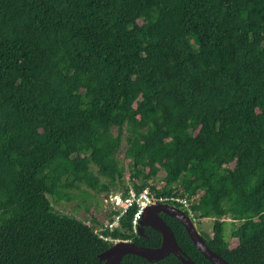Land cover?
<instances>
[{"label":"trees","instance_id":"obj_1","mask_svg":"<svg viewBox=\"0 0 264 264\" xmlns=\"http://www.w3.org/2000/svg\"><path fill=\"white\" fill-rule=\"evenodd\" d=\"M79 185L187 198L213 218L212 250L264 264V0H0V264H102L114 240L161 243L132 231L134 207L100 233L53 207Z\"/></svg>","mask_w":264,"mask_h":264},{"label":"water","instance_id":"obj_2","mask_svg":"<svg viewBox=\"0 0 264 264\" xmlns=\"http://www.w3.org/2000/svg\"><path fill=\"white\" fill-rule=\"evenodd\" d=\"M165 213L180 221L185 227L192 243L212 264H231L217 252L212 250L203 236L196 229L193 218L183 209L167 202H154L149 204L139 220L137 233L144 234V229L149 226L161 233V243L156 247L138 245L130 240H117L99 254L102 264H120L124 256L137 255L148 261H157L170 253L180 259L183 264H196L187 256L178 245L172 228L161 216Z\"/></svg>","mask_w":264,"mask_h":264},{"label":"rangeland","instance_id":"obj_3","mask_svg":"<svg viewBox=\"0 0 264 264\" xmlns=\"http://www.w3.org/2000/svg\"><path fill=\"white\" fill-rule=\"evenodd\" d=\"M120 160L124 163L122 157ZM164 172L160 171L152 184L157 187L163 184ZM69 198H63L58 202H52L53 207L63 213L70 214L86 223L92 225L95 229H100L110 217V207L108 205L109 193H97L85 185H79L73 189L68 190ZM49 196V195H48ZM190 214V212H189ZM193 217V213L190 214ZM92 219L94 222L92 223ZM228 219L229 218H225ZM196 229L199 232L210 233L213 218L194 219ZM231 224L225 225V237L230 233ZM236 239L230 240V245L234 246Z\"/></svg>","mask_w":264,"mask_h":264},{"label":"built area","instance_id":"obj_4","mask_svg":"<svg viewBox=\"0 0 264 264\" xmlns=\"http://www.w3.org/2000/svg\"><path fill=\"white\" fill-rule=\"evenodd\" d=\"M166 200L177 202L181 208L187 209L191 214L192 211L189 209V199L182 197H156L148 187L142 189L141 191H137L132 185H128V190L125 195H123L120 191L111 192L107 202L110 207L112 219L106 221L100 229H95V231L100 233L103 230H113L114 228L119 227L120 218L127 212V210L134 207L135 210L131 217V226L132 231L137 233L139 220L141 219L145 208L151 203L166 202ZM100 236L104 239H109L108 237H104L102 234H100ZM115 241L117 240H114V242Z\"/></svg>","mask_w":264,"mask_h":264},{"label":"clouds","instance_id":"obj_5","mask_svg":"<svg viewBox=\"0 0 264 264\" xmlns=\"http://www.w3.org/2000/svg\"><path fill=\"white\" fill-rule=\"evenodd\" d=\"M180 208H181V207H180ZM181 209H183V208H181ZM183 210L185 211V210H187V209H183ZM187 214H189V211H188ZM189 215H190V214H189ZM190 216H191V215H190ZM191 217H192V216H191ZM192 218H193V221H194L195 218H194V217H192Z\"/></svg>","mask_w":264,"mask_h":264}]
</instances>
